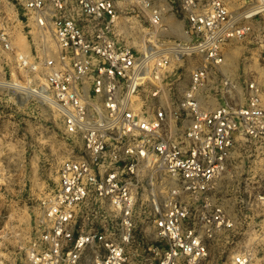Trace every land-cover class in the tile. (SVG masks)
I'll return each instance as SVG.
<instances>
[{
    "label": "built area",
    "instance_id": "1",
    "mask_svg": "<svg viewBox=\"0 0 264 264\" xmlns=\"http://www.w3.org/2000/svg\"><path fill=\"white\" fill-rule=\"evenodd\" d=\"M17 1L40 31L52 34L56 47L35 62L17 53L18 65L44 75L42 96L80 141L40 203L26 264H213L209 242L234 223L220 205L207 214L181 197L209 206L206 194L226 171L236 140L264 142V87L249 82L240 106L212 107L199 95L213 68L224 74L227 44L252 30L248 19L264 12V0L250 16L231 10L226 0H176L182 17L176 28L164 25L163 8L141 0L151 11V25L175 39L168 48L144 50L120 40L114 0ZM0 44L15 50L7 32H0ZM185 55H200L204 63L192 70L190 86L172 111L161 101V83L172 61ZM226 92L232 99L233 90ZM144 186L152 196L145 223L156 229V242L136 237ZM252 259L241 250L232 264Z\"/></svg>",
    "mask_w": 264,
    "mask_h": 264
},
{
    "label": "rangeland",
    "instance_id": "2",
    "mask_svg": "<svg viewBox=\"0 0 264 264\" xmlns=\"http://www.w3.org/2000/svg\"><path fill=\"white\" fill-rule=\"evenodd\" d=\"M114 1L120 15L121 41L138 50L145 46L164 49L174 44L170 34L151 25V11L144 2ZM227 2L236 12L259 6L258 0ZM152 3L163 8L164 25L176 28L181 23L176 0ZM248 21L252 30L227 44V58L221 66L224 74L213 68L199 95L202 103L219 107L230 102L240 106L247 102L249 82L256 79L264 87V12ZM3 31L10 35L15 50L0 44V264H26L25 248L33 235L40 203L55 188L61 163L78 152L80 141L65 131L60 110L42 96L44 75L18 65L17 53L27 55L32 62L51 55L56 49L52 34L40 31L17 0H0V32ZM180 39L184 42L183 36ZM179 59L172 61L161 83V101L172 111L178 110L190 86L192 70L204 63L200 55ZM228 89L234 92L232 99L228 98ZM154 181L157 185L160 180ZM150 189L141 188L136 237L142 240L149 236L156 242V229L152 223H145L147 200L152 198ZM263 194L264 142L239 137L226 171L206 194L209 206L196 197H181L184 202L204 206L207 214L220 205L234 223L233 227L217 231L209 242L211 263L232 264V257L247 249L253 255L250 264H264ZM156 260L157 254H150V261Z\"/></svg>",
    "mask_w": 264,
    "mask_h": 264
},
{
    "label": "bare ground",
    "instance_id": "3",
    "mask_svg": "<svg viewBox=\"0 0 264 264\" xmlns=\"http://www.w3.org/2000/svg\"><path fill=\"white\" fill-rule=\"evenodd\" d=\"M261 8V6H257V7H253L252 9H250V10H248V11H245L244 12V14H248L249 16L250 15H254V14H256L257 12H259L260 9ZM146 49H150V47H147ZM179 50H181V51H183L184 49H179ZM29 91H31V90H29ZM37 92V91H36ZM35 93V92H34ZM38 93H40V92H38ZM41 94V93H40ZM42 95H43V93H42Z\"/></svg>",
    "mask_w": 264,
    "mask_h": 264
},
{
    "label": "crops",
    "instance_id": "4",
    "mask_svg": "<svg viewBox=\"0 0 264 264\" xmlns=\"http://www.w3.org/2000/svg\"><path fill=\"white\" fill-rule=\"evenodd\" d=\"M227 1V0H226Z\"/></svg>",
    "mask_w": 264,
    "mask_h": 264
}]
</instances>
